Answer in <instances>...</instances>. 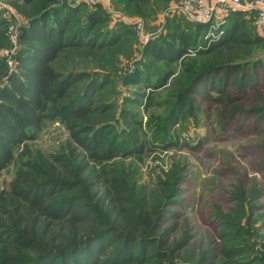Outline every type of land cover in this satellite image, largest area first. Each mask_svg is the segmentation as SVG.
<instances>
[{"label": "trees", "instance_id": "obj_1", "mask_svg": "<svg viewBox=\"0 0 264 264\" xmlns=\"http://www.w3.org/2000/svg\"><path fill=\"white\" fill-rule=\"evenodd\" d=\"M36 1L15 0L25 6ZM79 10L61 4L31 17L22 30L25 49L20 71L0 87V175L16 160L17 151L31 154L29 142L46 122L64 124L85 154L84 161L74 166L60 156L21 160L11 187L0 191V212L8 217L0 219V264H163L169 235L177 225L164 228L169 222L166 214L172 217L176 213L161 208L144 189L130 184L128 177L110 174L106 168L114 158L142 153L145 144L136 126L142 122L134 115L125 116L133 132L123 131L127 134L124 143L119 136L109 135L114 127L107 125L79 131L76 121H85L94 112L91 97L105 87L111 75H64L54 68V62L69 48L105 50L119 43L127 32L123 24L96 30L106 21L98 8L73 27ZM184 20L182 25L183 20L176 23L178 20L170 18L169 24L175 28L168 25L167 34L144 50L146 56L168 65L191 56L203 58L199 73L192 66L185 70L196 74L170 113L173 126L187 116V108L192 113L201 109L199 104L212 100L226 109L236 102L237 98L224 90V84L231 81L238 92L255 91L257 71L263 66V61H258L254 63L256 70H249L245 59L252 55V46L263 41L261 36L251 37L246 14H231L220 28L223 34L213 39L206 38L207 25ZM5 23L0 14V27ZM137 70L131 81L140 77ZM152 73L157 72L151 70L147 80ZM173 75L157 73L156 82L148 87L155 91L167 85ZM83 80L87 83L78 93L77 85ZM216 90L218 96H212ZM253 111L264 113V109ZM90 130L88 137L82 135ZM161 143L164 147L177 145L169 136ZM179 194L174 192L175 197ZM213 252L200 264H215Z\"/></svg>", "mask_w": 264, "mask_h": 264}, {"label": "rangeland", "instance_id": "obj_2", "mask_svg": "<svg viewBox=\"0 0 264 264\" xmlns=\"http://www.w3.org/2000/svg\"><path fill=\"white\" fill-rule=\"evenodd\" d=\"M187 1L192 2L37 0L25 6L15 0H0V14L6 22L0 27V87L20 71V56L25 49L21 39L23 27L46 9L61 4L80 9L73 27L83 23L88 12L97 8L106 21L96 30L125 25L127 32L116 45L105 50L69 48L54 62L55 70L64 75H111L105 87L91 97L94 112L85 121L77 120L76 128L84 132L102 125L114 127L109 135L119 136L124 143L127 134L123 131L133 132L129 117L125 116L134 115L142 122L141 126L136 125L145 144L142 153L114 158L106 168L110 174L128 177L130 184L144 189L153 202L176 213V217L165 213L169 222L164 228L175 222L177 225L164 249L167 259L160 263L200 264L214 251L215 264H264V113L253 111L264 109V29L260 31L256 24V11L246 13L251 37L263 39L252 46V55L245 58L249 70H256L254 63L263 61L257 71V89L238 92L233 81L224 84V90L236 97V102L226 109L212 100L199 104L201 109L192 113L187 108V116L173 126L170 113L196 71L199 73L203 58L191 56L168 65L146 56L144 50L167 34L168 25L175 28L169 24L170 18L185 24L187 18L180 8ZM242 1L259 3L260 9H264V0ZM190 66L195 74L186 72ZM136 70L140 77L131 81ZM151 70L159 75L162 71L174 75L167 85L153 91L148 84L154 85L158 76L152 73L147 80ZM86 83L87 80L78 83L76 91L79 93ZM215 84H219V78ZM144 93L148 98L143 97ZM211 94L218 96V91ZM92 131L82 135L88 137ZM165 136L177 145L164 147L161 142ZM29 146L31 154L17 151L16 160L1 173L0 191L11 187L21 162L30 158L43 161L60 156L73 166L84 161L85 154L75 144L70 130L57 121L46 122ZM174 192H180L179 196L175 197ZM1 213L0 219L6 221L8 217ZM226 253L233 257L228 258Z\"/></svg>", "mask_w": 264, "mask_h": 264}, {"label": "built area", "instance_id": "obj_3", "mask_svg": "<svg viewBox=\"0 0 264 264\" xmlns=\"http://www.w3.org/2000/svg\"><path fill=\"white\" fill-rule=\"evenodd\" d=\"M180 8L188 21L208 26L207 39L223 34L220 28L226 24L227 18L234 13L257 12L256 24L260 31L264 29V9L259 3H244L242 0H191ZM197 1V2H196ZM220 30V31H219Z\"/></svg>", "mask_w": 264, "mask_h": 264}]
</instances>
